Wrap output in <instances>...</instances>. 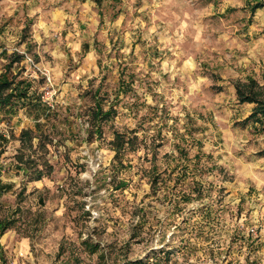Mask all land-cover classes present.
<instances>
[{"label": "rangeland", "instance_id": "1", "mask_svg": "<svg viewBox=\"0 0 264 264\" xmlns=\"http://www.w3.org/2000/svg\"><path fill=\"white\" fill-rule=\"evenodd\" d=\"M248 2L0 0V72L19 52L42 97L40 129L27 104L0 113V264H264V131L235 88L264 92Z\"/></svg>", "mask_w": 264, "mask_h": 264}, {"label": "trees", "instance_id": "2", "mask_svg": "<svg viewBox=\"0 0 264 264\" xmlns=\"http://www.w3.org/2000/svg\"><path fill=\"white\" fill-rule=\"evenodd\" d=\"M251 11H255L257 8L264 6V0H249L248 2ZM1 54L7 59L4 69L0 72V113L12 115L16 113L18 103L21 105L27 104L30 110L37 117V129H40V124L42 123V118H39V113L42 110V97L41 94L31 91L32 82L26 78L19 77V72H15L13 65L14 63H19L23 59V55L17 51L8 53L7 50L3 49ZM236 95L239 102H253L254 106L250 114H248L243 121L251 122L256 128L264 131V92H262V87L254 78H248L246 82H236ZM112 107H108L103 110L102 104L99 102L95 103L92 116L94 118H106L110 116ZM100 123L96 124V128L99 130ZM34 130L32 128H27L22 130L21 136L24 139L23 142L29 140V144L32 147V138ZM5 139V138H4ZM3 139V140H4ZM115 144L113 149L115 151L114 157H118L121 149L124 148L126 143H130V139H125V137L117 133L115 136ZM40 145V139L38 140V146ZM20 161L22 157L20 156ZM43 176L41 170L37 171L34 179H39ZM153 183V181H152ZM124 182L122 186H125ZM185 196L189 197V193L183 191L180 198ZM8 219L0 218V236L5 232L9 225ZM249 238V237H248ZM136 263V261H134Z\"/></svg>", "mask_w": 264, "mask_h": 264}, {"label": "crops", "instance_id": "3", "mask_svg": "<svg viewBox=\"0 0 264 264\" xmlns=\"http://www.w3.org/2000/svg\"><path fill=\"white\" fill-rule=\"evenodd\" d=\"M1 177V176H0Z\"/></svg>", "mask_w": 264, "mask_h": 264}]
</instances>
